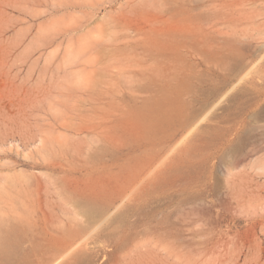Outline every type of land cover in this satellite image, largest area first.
I'll return each mask as SVG.
<instances>
[{
	"label": "rangeland",
	"instance_id": "374dc122",
	"mask_svg": "<svg viewBox=\"0 0 264 264\" xmlns=\"http://www.w3.org/2000/svg\"><path fill=\"white\" fill-rule=\"evenodd\" d=\"M0 264H264V0H0Z\"/></svg>",
	"mask_w": 264,
	"mask_h": 264
},
{
	"label": "bare ground",
	"instance_id": "6f19581e",
	"mask_svg": "<svg viewBox=\"0 0 264 264\" xmlns=\"http://www.w3.org/2000/svg\"><path fill=\"white\" fill-rule=\"evenodd\" d=\"M223 96H225V95H223ZM220 100H222V99L220 98ZM220 100H219V102H220ZM218 104H219V103H218ZM213 105L215 106V104H213ZM213 105H212V106H213ZM209 109H210V108H208L207 110H209ZM207 110H206V111H207ZM210 110H211V109H210ZM207 112L209 113V111H207ZM208 113H207V114H208ZM205 114H206V112H205ZM202 115H204V114H202ZM199 118H200V117H199ZM201 118H202V116H201ZM201 118H200V119H201ZM199 121H200V120H199ZM199 121H198V124H199ZM196 124H197V123H196ZM194 128H195V126H194ZM189 131H190V129H189ZM190 132H191V131H190ZM190 132H188V133H190ZM186 133H187V132H186ZM186 135H187V134H186ZM186 135H185V136H186ZM183 139H184V138H183Z\"/></svg>",
	"mask_w": 264,
	"mask_h": 264
}]
</instances>
